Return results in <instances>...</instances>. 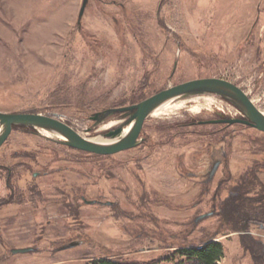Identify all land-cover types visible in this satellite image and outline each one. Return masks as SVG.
Listing matches in <instances>:
<instances>
[{"label":"rangeland","instance_id":"rangeland-1","mask_svg":"<svg viewBox=\"0 0 264 264\" xmlns=\"http://www.w3.org/2000/svg\"><path fill=\"white\" fill-rule=\"evenodd\" d=\"M83 1L0 0V112L55 116L94 138L121 120L97 113L220 79L264 113V0H88L80 18ZM232 119L218 96L171 100L140 146L106 156L13 127L0 148V264H186L179 251L212 238L220 264H264V227L246 235L223 212L264 166V133L218 123Z\"/></svg>","mask_w":264,"mask_h":264},{"label":"water","instance_id":"water-1","mask_svg":"<svg viewBox=\"0 0 264 264\" xmlns=\"http://www.w3.org/2000/svg\"><path fill=\"white\" fill-rule=\"evenodd\" d=\"M87 2L88 0L83 1L79 14L80 18L84 15ZM204 95L218 96L228 101L247 118L246 120H221L220 123H241L264 133V113L257 109L253 102L241 90L224 80L200 79L170 87L138 104L97 113L94 117L96 122H101L103 118L116 114L120 116L121 120L127 119L124 124L115 130L104 134L105 139L115 140L119 138V140L114 143L94 142L82 136L55 116H48L40 113L0 112V148L7 141L12 128L21 126L35 130L41 136H44L42 133L44 131L52 135L51 138L45 135V137L50 140L81 152L102 156L113 155L134 149L141 145V140H138V136L143 123L164 103L175 99H189ZM126 130H128L127 133H125ZM219 165L220 164L217 163L214 166L211 177L215 175ZM87 204H94V202H87ZM30 251V248H25L17 249L13 252L17 254L28 253Z\"/></svg>","mask_w":264,"mask_h":264},{"label":"trees","instance_id":"trees-1","mask_svg":"<svg viewBox=\"0 0 264 264\" xmlns=\"http://www.w3.org/2000/svg\"><path fill=\"white\" fill-rule=\"evenodd\" d=\"M262 171L264 166H252L249 172L231 187L230 196L225 201V219L246 235L253 225L264 227V183L259 176ZM224 251L223 244L212 238L202 245L183 248L179 254L186 264H220ZM90 264L135 263L115 258H98Z\"/></svg>","mask_w":264,"mask_h":264},{"label":"bare ground","instance_id":"bare-ground-1","mask_svg":"<svg viewBox=\"0 0 264 264\" xmlns=\"http://www.w3.org/2000/svg\"><path fill=\"white\" fill-rule=\"evenodd\" d=\"M232 108V107H231ZM169 110V102H166V103H164L163 105H161L159 108H157L151 115H150V117H154V116H157V115H161V114H165V113H167V111ZM127 119H123V120H120L119 122H118V125L117 126H115L113 129H110L109 131H107V132H105V134L106 133H108V132H110V131H112V130H114L115 128H118L119 126H121L122 124H124L125 123V121H126ZM104 129H106V128H104ZM103 129H102V127H99V132L101 133V132H103L102 131ZM44 132V131H43ZM128 132V130H126L125 131V133H127ZM99 133V135L97 136V137H94V138H89V139H91L92 141H94V142H103V143H114V142H116V141H118L119 140V138L118 139H115V140H110V139H105L104 138V135H102V134H100ZM44 135H47V137H52V135H50V134H48V133H46V132H44Z\"/></svg>","mask_w":264,"mask_h":264},{"label":"flooded vegetation","instance_id":"flooded-vegetation-1","mask_svg":"<svg viewBox=\"0 0 264 264\" xmlns=\"http://www.w3.org/2000/svg\"><path fill=\"white\" fill-rule=\"evenodd\" d=\"M240 112V111H239ZM240 115H241V117H242V120H246L247 118H246V116H244L241 112H240ZM219 124H225V123H220V122H218ZM251 127V126H250ZM253 128V127H252Z\"/></svg>","mask_w":264,"mask_h":264}]
</instances>
